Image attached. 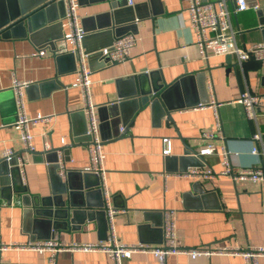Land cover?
I'll return each instance as SVG.
<instances>
[{"label":"crops","instance_id":"crops-1","mask_svg":"<svg viewBox=\"0 0 264 264\" xmlns=\"http://www.w3.org/2000/svg\"><path fill=\"white\" fill-rule=\"evenodd\" d=\"M38 1L20 0L15 7L33 6ZM132 1V5H126L125 0L124 3L122 0H81L77 8L81 28L92 26L91 21H87L90 17L105 20V14L113 13L119 27L127 29L121 35L132 33L136 37L127 61L103 66L98 63L90 70V96L104 154V185L110 206L120 211L113 217L116 237L126 244L157 246L162 239V214L171 211L175 237L186 250L214 245L240 249L264 246V199L259 184L217 176L211 181H197L206 191L200 195L192 191L196 180L165 170V156H162L163 138L170 140L169 156L181 154L183 145L179 134L198 153L207 143L215 147L213 154L202 156L203 166L215 173L223 169L222 149L229 152L234 170L264 165V152L251 153L255 144L251 136L259 133L264 140V98L256 109V120H248L243 108L232 103L245 91L264 97V64L246 61L238 65L234 57L227 55L202 59L195 45L185 0ZM247 3L248 9L234 12V1L226 0L235 40L240 47L264 43V0H247ZM7 6L6 0H0V14L7 12ZM63 23L62 1L61 6L33 14L28 24L24 21L0 30V161L3 151L12 149L27 161L21 182L31 196H52L64 185L76 192L73 200L78 203L82 199L77 194L82 189L81 177L71 174L52 184L54 176L51 177L48 169L54 159L63 162L67 173L81 172L88 166L81 94L78 88L71 87L76 77L75 63L73 65L69 57L56 60L54 54L55 46L68 31ZM99 40L91 38L88 45L93 47L105 41L103 37ZM36 51L39 55L32 56ZM142 69L146 73L155 72L158 84L167 87L177 83L167 97L172 121L147 107L133 116L125 133L121 134L124 130L122 115L113 106L117 100L115 80L130 76L132 70ZM13 78L30 83L24 88L29 118L52 115L50 123L30 127L32 152L24 150L14 128ZM56 80L63 86H54ZM209 83L215 101L222 104L218 109L222 134L206 141L202 133L215 129L214 114L212 109L197 105L201 99L206 100L202 104L210 101ZM44 140L49 145L47 149ZM87 182L89 186L82 192L96 188L93 177H88ZM66 196L63 194V199ZM101 199L103 201L94 192L88 196L91 205L100 203ZM21 209L18 195L13 194L10 202L0 198L2 243L48 239L53 235L67 243H94L107 237L106 218L105 221L88 220L83 215L70 231L51 232L46 225L31 222L25 226ZM241 263L240 257L225 255L191 258L176 254L166 258V264ZM0 264H111V261L102 252L62 251L50 262L47 253L8 250L0 254ZM123 264L161 263L151 253H133L123 259ZM259 264H264V257L259 259Z\"/></svg>","mask_w":264,"mask_h":264},{"label":"built area","instance_id":"built-area-1","mask_svg":"<svg viewBox=\"0 0 264 264\" xmlns=\"http://www.w3.org/2000/svg\"><path fill=\"white\" fill-rule=\"evenodd\" d=\"M64 4V23L68 31L63 34L61 41L55 46L54 54L71 53L75 62V81L71 87L80 90L82 99V112L85 118V136L86 150L88 156V166L81 171L82 173H91L99 177V188L103 198V208L107 220L108 233L104 241L94 243H67L62 242L54 235L48 239H38L25 242L2 243L0 241V254L8 250H27L38 253H47L48 260L53 262L56 255L62 251H92L102 252L109 256L111 264H123V259L129 258L133 253H151L159 263L166 264V258L169 255L185 254L191 258L203 256L211 257L214 255H225L240 257L241 264H259V259L264 257V246L247 247L240 249L238 247H229L225 245H214L208 247H198L186 250L181 247L175 237V219L173 212L164 211L162 214V223L160 226L162 239L159 245L149 246L143 244H126L119 241L113 228V217L120 211L112 208L109 203V195L104 182V154L101 149V139L99 135L98 122L95 115V107L90 96V70L87 64V54L82 46V39L85 35L83 28L79 26L77 0H62ZM235 3L234 12H240L249 8L247 0H233ZM190 27L195 38V45L202 59L210 56H232L236 59L238 65L246 61H255L264 64V43H256L249 47H240L235 40V31L232 28L230 20V11L228 10L226 0H217L216 2H204L203 0H185ZM126 5H132V0H125ZM254 8H256L254 6ZM136 37L132 33H126L116 37L110 46L99 50L102 57L108 59L109 63H123L130 58V52ZM39 51L32 53V56H38ZM30 83L12 79L11 88L14 92L16 105V120L14 128L19 133V140L24 150L32 152L33 135L30 127L43 123H50L52 115H36L28 117L26 115V102L24 98V88ZM210 101L206 104L199 103L198 108H210L214 114L215 129L207 130L202 133V138L206 141L213 139L216 135L222 134V125L218 109L222 105L215 101L213 97L212 86L208 84ZM264 97L242 92L232 103L239 104L248 120H256V109L262 104ZM255 143L251 153L258 155L264 152V140L259 133L251 136ZM162 156H169L171 143L168 138L162 139ZM45 149L49 148L44 140ZM215 152V147L207 143L200 150L199 155H210ZM223 169L215 173L210 168L196 167L189 168L179 176L186 177L196 181H211L217 176H229L233 181H250L257 183L261 187L264 199V165L249 168L233 169L229 152L221 150ZM2 160L8 164H14L19 171L21 181L24 179V169L27 161L16 155L12 149H5L2 153ZM58 176L61 180L66 177V169L62 161L57 162Z\"/></svg>","mask_w":264,"mask_h":264},{"label":"water","instance_id":"water-1","mask_svg":"<svg viewBox=\"0 0 264 264\" xmlns=\"http://www.w3.org/2000/svg\"><path fill=\"white\" fill-rule=\"evenodd\" d=\"M6 1L8 5L7 12L4 14L2 11L0 14L1 31L16 24H22L24 21L28 24L30 22V17L33 14L39 11H47L49 8L62 5V0H39L37 3L33 4V6H20V8H16L15 3L20 0ZM122 2L124 3V0H122ZM77 3L81 4V0H77ZM113 6L114 4H111V7ZM105 16V20H101L103 17H90L87 21H91L92 26L86 28L83 25L82 27L85 32L82 39V46L87 54V64L89 70H92L93 67H97L98 63H100L101 66L105 63H109L107 58L101 56L99 50L110 46L116 37L120 36L127 30L119 27L120 23L117 22L113 13L105 14ZM90 31L93 32L94 35H89ZM94 37L98 38V42H100L99 38L102 37L105 41H102V43H98V45L92 47L88 45V40ZM55 55L56 60H59L62 57H69L72 59L73 65L75 63L74 56L71 53ZM156 79L157 76L155 72L146 73V71L142 69L139 72L132 70V74L130 76H125L115 80V84L117 86V100L113 102V106L118 108L122 115L121 123L124 130L121 134L125 133L126 128H128V124L131 120H133V116L147 107L152 110L153 113H157L158 111L161 115H165L169 121H172L170 116L171 104L167 101V97L169 95L168 93L176 86L177 83L166 87L163 84L161 85L156 83ZM54 82L55 83L53 84L56 87L63 86L57 80ZM199 102L205 103L206 100L201 99ZM128 106L131 107L130 111L126 108ZM178 137L182 141L183 149L180 155L165 156V170L184 173L188 168L202 167L205 163L203 157L199 155V153L190 145L185 143L179 134ZM52 162L53 163L48 166V169L51 172V177L54 176V178L52 177V179H54L52 184H54L60 178L56 172L58 168V165L56 164L57 161L54 159ZM0 163H3L2 165L0 164V198L10 202L13 194L19 196L20 205L22 207V220L25 226H28V224L32 222L38 225H46V227L49 228L47 229L51 230V232H63L70 231V229L74 228V224L79 220V218L83 217V215H85L88 220L96 218L98 220L100 219L101 221H105V214L102 210V199L100 203L96 205H91L88 201L89 194L93 192L102 197L101 191L98 187L99 178L95 174L86 172L66 173L67 178L72 176L71 174L81 177L82 189L88 188V177L94 178L93 185L96 188L92 189L91 192H82V189H80L77 194H79L80 199H82L80 202L75 203L73 198L75 197L74 195H76V192L72 191L71 187H66L64 185L61 191H54L52 196H31L27 187L21 182L18 168L14 164L6 163L4 160H1ZM192 191L200 195H204L206 193L197 181L193 184ZM66 192L68 193L66 194ZM63 194L67 195L66 199H63ZM31 236V238H35L33 235Z\"/></svg>","mask_w":264,"mask_h":264}]
</instances>
